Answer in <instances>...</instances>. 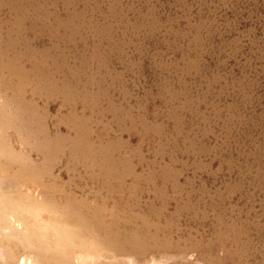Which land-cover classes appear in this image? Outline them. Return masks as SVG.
Wrapping results in <instances>:
<instances>
[{
  "label": "rangeland",
  "instance_id": "obj_1",
  "mask_svg": "<svg viewBox=\"0 0 264 264\" xmlns=\"http://www.w3.org/2000/svg\"><path fill=\"white\" fill-rule=\"evenodd\" d=\"M0 264H264V0H0Z\"/></svg>",
  "mask_w": 264,
  "mask_h": 264
},
{
  "label": "bare ground",
  "instance_id": "obj_2",
  "mask_svg": "<svg viewBox=\"0 0 264 264\" xmlns=\"http://www.w3.org/2000/svg\"><path fill=\"white\" fill-rule=\"evenodd\" d=\"M19 223V222H18Z\"/></svg>",
  "mask_w": 264,
  "mask_h": 264
}]
</instances>
